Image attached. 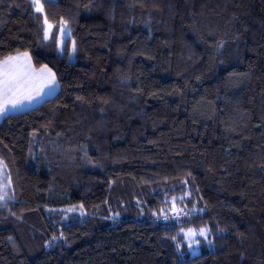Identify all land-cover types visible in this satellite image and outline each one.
<instances>
[{
  "label": "trees",
  "instance_id": "trees-1",
  "mask_svg": "<svg viewBox=\"0 0 264 264\" xmlns=\"http://www.w3.org/2000/svg\"><path fill=\"white\" fill-rule=\"evenodd\" d=\"M42 4L0 2L59 87L0 121V264H264V0Z\"/></svg>",
  "mask_w": 264,
  "mask_h": 264
},
{
  "label": "snow or ice",
  "instance_id": "snow-or-ice-1",
  "mask_svg": "<svg viewBox=\"0 0 264 264\" xmlns=\"http://www.w3.org/2000/svg\"><path fill=\"white\" fill-rule=\"evenodd\" d=\"M2 2V0H0ZM35 10L43 12V5L40 0H32ZM45 23L47 18L45 17ZM52 25H48L50 30ZM49 30L45 31V38L49 36ZM63 34V29H61ZM75 50V49H73ZM26 56V54H25ZM36 80L43 81L47 86L54 85L55 74L47 67L39 70L33 69L30 64L20 61V57H7L0 62V116H4L10 109L22 107L25 101L31 103L36 98V94H40L42 89L36 88L33 91V82ZM69 209L68 211H73ZM191 229L186 235H195ZM200 236H206V230L201 229L198 233ZM199 243V241H195ZM209 244L212 242L209 240ZM191 248V243L189 244Z\"/></svg>",
  "mask_w": 264,
  "mask_h": 264
},
{
  "label": "rangeland",
  "instance_id": "rangeland-1",
  "mask_svg": "<svg viewBox=\"0 0 264 264\" xmlns=\"http://www.w3.org/2000/svg\"><path fill=\"white\" fill-rule=\"evenodd\" d=\"M31 1V4H32V0ZM42 1L43 0H40V3L42 4ZM43 5V4H42ZM32 8L34 10L35 13H39V14H44V10L43 12H38L35 10V7L33 6L32 4ZM45 20V19H44ZM45 23V21H44ZM48 25L49 23H45V31L46 30H49L48 29ZM51 25V24H50ZM52 29H53V26L51 27V29L49 30V36L48 38H45L46 40H48L51 36V33H52ZM63 29V34L62 32L60 31L59 35H58V48L60 50V52H64V49L66 47V44H67V40L69 37H71V32L70 30L66 27V26H62ZM75 46H74V42L73 40L70 41L69 45H68V55H69V60H73L74 59V54H75ZM18 55V54H17ZM15 56V55H14ZM13 57V56H12ZM33 64V63H32ZM44 67V66H43ZM42 68V67H40ZM34 69L38 70L39 68H35ZM35 82V81H34ZM33 82V83H34ZM1 170H0V175H1ZM173 214L177 215L178 214V211L177 210H174ZM201 229H205L206 230V236H200L198 233ZM190 229H187L183 232V238L188 246V249L191 253H197L199 250H200V246L202 244H207L208 246H210V244L208 243V241L210 240L211 241V238H210V234H209V231L208 229L206 228H200V229H191L194 233H196L195 235H192V236H188L186 235V233L189 232ZM195 241H199V243H195ZM191 243V248L189 247V244Z\"/></svg>",
  "mask_w": 264,
  "mask_h": 264
},
{
  "label": "crops",
  "instance_id": "crops-1",
  "mask_svg": "<svg viewBox=\"0 0 264 264\" xmlns=\"http://www.w3.org/2000/svg\"><path fill=\"white\" fill-rule=\"evenodd\" d=\"M26 54V56H25ZM13 57H20V61L25 63V64H30L31 67L34 69V66L32 64V60L29 56V54L27 53H21V54H18V55H15ZM47 66H44L42 68H45ZM48 68V67H47ZM41 69V68H39ZM38 69V70H39ZM50 69V68H48ZM52 72V70H51ZM53 73V72H52ZM55 81L56 83L54 85H51V86H47L43 81H40V80H36L34 83H33V91L36 89V88H39V89H42V92L40 94H36V98L32 100L31 103H28L27 101H25V103L23 104L22 107H19L17 109H10L8 111V113L4 116H0V121L7 115L9 114H13V113H20V112H24V111H27L31 108H34L35 106L39 105L40 103H42L44 100L46 99H49L51 97H53L59 90V87H58V84H57V80L55 78Z\"/></svg>",
  "mask_w": 264,
  "mask_h": 264
},
{
  "label": "built area",
  "instance_id": "built-area-1",
  "mask_svg": "<svg viewBox=\"0 0 264 264\" xmlns=\"http://www.w3.org/2000/svg\"><path fill=\"white\" fill-rule=\"evenodd\" d=\"M173 216H176L175 214H173Z\"/></svg>",
  "mask_w": 264,
  "mask_h": 264
}]
</instances>
